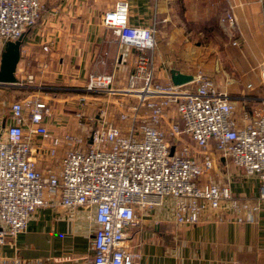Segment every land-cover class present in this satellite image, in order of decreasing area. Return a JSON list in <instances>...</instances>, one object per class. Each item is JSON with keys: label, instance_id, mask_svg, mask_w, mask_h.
<instances>
[{"label": "built area", "instance_id": "built-area-1", "mask_svg": "<svg viewBox=\"0 0 264 264\" xmlns=\"http://www.w3.org/2000/svg\"><path fill=\"white\" fill-rule=\"evenodd\" d=\"M225 1L220 21L239 31L233 0ZM42 8L41 0H0V57L37 24ZM128 14L126 1L103 14L104 26L136 56L127 88L114 86V74H90L75 116L87 135L51 133L43 122L52 110L42 98L11 104L13 123L0 134V245L25 232L39 208H93L98 227L88 264H136L134 245L142 243L133 244L129 230L139 226L141 212L168 201L178 226L255 223L264 213V96L248 83L254 96L243 97L238 113L237 101L202 69L182 85L157 81V29L130 24ZM260 76L264 92V63ZM96 93L133 98L120 99L115 118L106 110L86 115L87 95ZM229 164L259 180L257 196L241 198L218 179Z\"/></svg>", "mask_w": 264, "mask_h": 264}, {"label": "crops", "instance_id": "crops-1", "mask_svg": "<svg viewBox=\"0 0 264 264\" xmlns=\"http://www.w3.org/2000/svg\"><path fill=\"white\" fill-rule=\"evenodd\" d=\"M41 1L40 19L23 37L16 72L19 83L0 84V134L13 123L11 104L17 97L29 96L42 98L51 107V114L43 122L51 133L88 134L87 127L78 125L75 116L80 108L78 97L86 94L90 74H114V86L124 89L134 68V50L102 20L103 14L120 1L129 4L130 24L157 29V81H171V69L188 74L202 69L210 76L219 72L221 59L212 40L202 39L204 34L194 26L220 23L228 8L225 0ZM232 3L239 28L231 33L237 42L235 62L238 67L254 68L264 60V0ZM87 99L84 110L89 116H99L103 110L108 116H118L121 109L119 97L99 93L88 94ZM62 155L61 149L58 159ZM39 163L47 165L43 160ZM221 168L218 179L227 180L237 196L258 195L257 178L245 176L232 164ZM172 205L168 201L162 207L141 212L139 226L129 230L132 243H142L133 247L141 254L136 264H264V213L255 223L178 226ZM97 227L93 208H39L25 232L0 245V258L8 260L0 264H88Z\"/></svg>", "mask_w": 264, "mask_h": 264}, {"label": "rangeland", "instance_id": "rangeland-1", "mask_svg": "<svg viewBox=\"0 0 264 264\" xmlns=\"http://www.w3.org/2000/svg\"><path fill=\"white\" fill-rule=\"evenodd\" d=\"M194 27L198 32L204 34L202 39H205L207 42L212 40L216 55L218 54L219 59H221L219 72L216 73V76L212 77L215 79L220 90L228 92L233 97V99L237 101L238 113H240L242 109V102L244 100L243 97L249 96L251 94V96H254V93L249 92V90L246 88L248 83L252 82L257 87L255 96H264L263 89L260 85V68L264 63V60L254 68L238 67L235 62V59L237 58H234L235 48L237 47L234 44L236 38L232 36L226 25L222 24L221 22L216 23L213 21L207 25L198 24ZM221 62L223 64L222 67ZM103 95L109 96L106 94ZM112 97H124L130 98V100L133 98L124 94L112 95ZM23 99L24 97L16 98V100ZM115 117L116 116H108V118Z\"/></svg>", "mask_w": 264, "mask_h": 264}, {"label": "water", "instance_id": "water-1", "mask_svg": "<svg viewBox=\"0 0 264 264\" xmlns=\"http://www.w3.org/2000/svg\"><path fill=\"white\" fill-rule=\"evenodd\" d=\"M23 42L24 39L22 37L17 41H11L6 44L0 59V84H17L18 78L16 72L21 60ZM170 73L171 81L175 85H182L194 80L193 74L184 73L178 69H171Z\"/></svg>", "mask_w": 264, "mask_h": 264}]
</instances>
